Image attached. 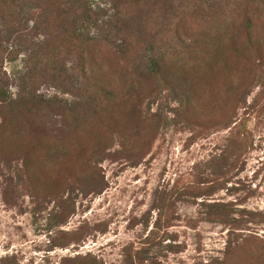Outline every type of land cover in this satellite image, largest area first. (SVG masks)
I'll list each match as a JSON object with an SVG mask.
<instances>
[{
    "label": "rangeland",
    "instance_id": "374dc122",
    "mask_svg": "<svg viewBox=\"0 0 264 264\" xmlns=\"http://www.w3.org/2000/svg\"><path fill=\"white\" fill-rule=\"evenodd\" d=\"M187 1L188 14L204 2ZM55 2H45L53 15L38 41L48 38L60 59L34 64L36 92L72 100L51 68H79L78 81L108 68L111 86L142 89L143 122L121 140L107 118L62 134L52 113L54 124L38 119L26 135L14 131L15 144L0 140V264H264V4L229 3L207 22H179L166 40L147 2L81 0L76 17ZM123 42L128 53L113 56ZM168 47L181 54L158 78L146 74ZM24 48L0 37V72L16 80L15 96ZM100 184L102 194L83 191Z\"/></svg>",
    "mask_w": 264,
    "mask_h": 264
},
{
    "label": "trees",
    "instance_id": "16d2710c",
    "mask_svg": "<svg viewBox=\"0 0 264 264\" xmlns=\"http://www.w3.org/2000/svg\"><path fill=\"white\" fill-rule=\"evenodd\" d=\"M46 1L49 0H0V37L4 36L8 43L12 41L21 42L26 46L24 52L29 53V56L26 58V71L21 78L23 80L22 86L16 84L18 87V94L16 96L10 90L16 80L10 79L8 75H3L0 72V140L7 139L10 140V143L15 144L17 141H11L18 137V134L14 133V131L19 132L22 136L26 135L29 128L33 125L32 123L38 119L45 125L48 123L54 124L50 118L52 113L62 117L64 124V129L61 130L62 134L71 130L79 131L87 128L93 130V127L100 126V119L105 120L107 118V120L109 119L108 124L104 123V125L111 132L120 135L121 137L119 139L124 140L127 132L138 128V122H143L141 111L137 107L141 102L140 96L142 89H138L128 81H122L120 85L115 87L111 86L105 82V79L113 76V70L104 68L100 70L99 74L93 70L90 75L84 70L83 80H80V82L78 78L74 79L75 77H72L76 76V74L80 76L79 68L68 70L51 68V73H53L52 81L58 83V88L62 89V94L71 96L72 100L64 99L57 95L47 96L36 92L35 80L37 76L36 66L34 64H58V60L60 59V52L53 49L48 38L38 41L40 39L38 36L45 35L48 31L47 26H45L47 22L45 24L43 20H46L52 14L45 8ZM55 1H57L55 2L57 7L70 9L67 10L68 12L61 9L63 14L70 15L74 13V17L77 16L76 14L79 10L74 11V8L76 3H80L81 0ZM135 1L140 5V8L144 2H147L146 4L150 8L149 14H151V18L157 23V27L162 26L159 20H164L161 32L162 39L163 37L164 39L171 37L170 35L175 33L176 27L179 26V22L183 24L186 21L188 22L189 19L192 20V17L204 18L205 22H207V18H215L213 15L218 14L219 11L224 12L223 6L226 9V5H229V3L231 5L234 2L235 6L240 7L245 4L244 1L247 3L264 4L263 0H226L227 4L224 0H213L216 1V4L214 2L205 8L206 3L212 0H204V2H200L199 11L195 10L193 13L188 14L191 11L192 5L186 4L188 2L187 0ZM33 3H36V6L34 5L32 8L30 5H33ZM32 11L34 14H37L32 18L36 20L35 26L29 30H25L22 22L29 21L30 16L28 15ZM225 12L226 14L230 13ZM119 16L117 14L114 18ZM82 31L76 24L72 28V33L76 39H83L85 37V35L78 34V32L82 33ZM97 40L94 39V42H100L99 39ZM88 41L89 43H93V38ZM84 43L88 42L85 40ZM110 46L112 45L109 42L107 47ZM118 47V50L113 53V56H125L128 53L127 49H129V46L124 42L123 45ZM220 47L218 45V48ZM179 54L181 53H175L174 48L171 47H168L165 57L154 54L151 56L149 62L146 63L151 64L144 68L146 74L158 78L163 72V68H166L165 64H169L166 58H172L174 60ZM0 64H3L1 58ZM26 79L30 81L32 86H26ZM11 133L13 134L8 139L7 137ZM140 160L141 157L136 160L133 166H137ZM98 161L100 162V160ZM83 191L86 195L95 193L102 194L104 188L100 184L94 186L92 189L85 190L83 188ZM167 208L168 205L166 203L157 206V209L162 210V212ZM225 217L227 221H231L228 214Z\"/></svg>",
    "mask_w": 264,
    "mask_h": 264
}]
</instances>
